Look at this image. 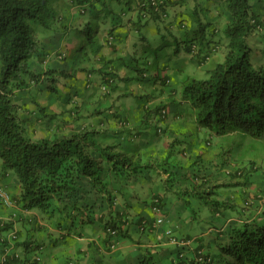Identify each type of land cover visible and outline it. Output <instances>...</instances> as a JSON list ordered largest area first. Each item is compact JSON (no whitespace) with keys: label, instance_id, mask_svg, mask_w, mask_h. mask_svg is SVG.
I'll return each instance as SVG.
<instances>
[{"label":"trees","instance_id":"obj_1","mask_svg":"<svg viewBox=\"0 0 264 264\" xmlns=\"http://www.w3.org/2000/svg\"><path fill=\"white\" fill-rule=\"evenodd\" d=\"M147 1L140 0V10L152 16L157 14V7L160 9L165 4L164 0H155L156 7L153 1ZM225 1L230 20L225 29L228 45L224 58L207 70L206 78L189 79L184 84L183 97L195 109L199 128H209L220 135L238 132L261 139L264 138V64L256 65L252 60L250 38L264 29L263 21L251 0ZM56 18L50 0H0L1 175L9 172L16 175L21 193L10 199L23 209H37L48 220L62 217L65 220L57 223L64 228L65 235L79 236L83 229H102L108 236L105 242L109 243L108 249H115L113 245H117L118 240L130 238L123 228L126 223L123 221L129 220L128 212L132 208L131 205L117 206V199L125 186L136 184L145 168L154 164H143L142 157H135L113 142L115 130H100L89 124L71 127L69 124H74L77 119L75 117L72 122L71 117L74 118L77 112L73 108L63 114L64 119L58 123L54 120L59 114H48V125L56 127V131L52 136L35 137L36 133L28 126L35 130L34 124H30L31 117L21 116L19 105L14 101L16 92L29 86L28 81L38 82L44 74L56 72L48 69L35 73L28 64L38 51L36 25L49 28ZM205 28L199 29L197 36L189 41H178L179 44L187 43L188 53L197 51L194 57L197 56L201 63L208 57V53L200 56L208 42ZM195 40L201 46H197ZM165 109L168 110L166 105L157 107L163 118L166 117ZM44 110L45 107H41L40 113ZM98 113L94 111L92 115ZM161 131L162 128L158 130ZM180 143L176 138L170 148ZM254 164L252 161V169ZM236 171L238 175L245 173L243 168ZM219 185H210L202 192L214 194L213 187ZM155 200L163 205L159 196L153 198L152 205ZM188 202L190 204V200ZM203 202L219 210L222 205L224 208L235 207L214 197ZM137 223L145 225L141 218ZM4 225L2 223V232L9 230V226ZM5 243H0V247L8 246ZM221 248L227 256L223 264H264V223L245 220L230 226L228 241ZM207 255L204 259H208ZM149 256L143 254L138 264H155L154 256ZM211 258L210 264H214L215 260ZM7 260L8 257L4 262ZM193 263L199 264L192 260Z\"/></svg>","mask_w":264,"mask_h":264},{"label":"rangeland","instance_id":"obj_2","mask_svg":"<svg viewBox=\"0 0 264 264\" xmlns=\"http://www.w3.org/2000/svg\"><path fill=\"white\" fill-rule=\"evenodd\" d=\"M251 2L254 3L255 11L259 12L261 16L264 28V0H251ZM190 3H195V0H191ZM226 6L225 0H201L197 12L191 15L189 19L190 23H187L188 27L183 29L184 31L178 29V26H176L179 24L174 14L176 11L175 8L169 11V16L167 18L162 20L146 18V21L143 23L145 27L143 33L147 34V39L142 41L140 39L141 36L138 34L137 36H140L139 40L142 42L130 48L133 58L123 55L122 59L125 61V65L116 64L115 66V70L119 72L122 71V75L128 74L134 77L138 74L137 69L144 70L146 74L145 79H118V83L122 89L115 90V92L107 98H102V90L97 88L98 83H101L102 77L99 72L94 70L92 72V86L89 92L94 93L95 97L92 102L87 105L84 112L78 113L79 117L76 122L74 121L76 124L83 125L87 121L92 120V117L87 115L94 111H99L100 113L96 114V116L103 118L105 122H107L108 117L113 118L114 122L121 117V122L119 120L120 124L118 123L117 127L122 131L119 132L120 130H115L112 135V141L118 143L119 146H123L125 149H132L135 153L140 152L141 154H137V156L143 158V164H154L153 167L145 168L146 171L141 175L136 184L125 186L122 195L132 193L138 197L133 198V200L136 199L143 203L145 198L147 199L144 194V189L149 190V187L154 185L156 191L166 192L168 206L173 207L177 213L182 212L183 217L179 219L172 217L173 215L171 214L166 215L164 223L159 225L160 237L162 241L166 243V246L172 249V252L167 253V255L165 253L158 256L160 250L151 249L154 254L155 264H173L171 257L176 247L174 243V245L169 243L168 235L164 233L169 226L170 228L177 227L183 230L182 232L189 233L192 236L193 247L198 244L199 240L197 236L200 235L203 237L204 239L202 242H206V250L214 258L215 264H223L227 256L221 246L228 241L230 226L239 225L240 223V221L230 222L228 219L231 218V215L237 219L246 217V213L250 209L246 207V201L252 202L257 200L254 194L259 193L260 190L264 194V138L257 139L247 137L238 132L220 135L209 128H199L195 121L199 131H195L194 129L190 132L186 131L183 135L184 142L179 146H185L187 148V153L185 155L180 150L181 148L172 149L161 145L163 143L156 146V148L153 143H144L150 139L151 141L159 139L156 136L157 127L158 129L166 127L162 116L160 117V121H155L157 117L154 114V110L157 106L166 105L168 108L167 116L169 118L174 117L177 112L195 116V109L192 107L191 103L184 100V84L191 78H206L207 70L212 69L218 62L223 60L224 52L228 45V38L225 33L227 27L225 19L230 15ZM223 7L225 10H223ZM210 10L213 14L217 15L218 21L223 17L219 24H217L218 22L215 25L209 24V22L212 21L210 19L211 15H209ZM96 13L97 12L94 11L91 6H87V12L84 16L87 20L91 21V29L97 30L99 27V32L93 34L92 38L81 37L84 35L79 36L83 46H79L81 48L74 51L65 50L66 54L60 52L62 49L59 45L60 41L62 39H67V41L71 39L72 36L76 34L75 30L69 32L63 31L62 28L65 21L61 20L54 21L52 29L36 25L37 36H39L45 44H47V42H55L56 44L53 46L54 50L56 49V53L50 51L48 48L42 50L43 52L50 51L51 60L47 61L54 62L57 60V62H55L56 66L51 64L49 67L53 69H55V67L57 69L61 67L62 69L64 68L65 71L60 73L56 70V72L48 73L47 75L44 74L38 82L28 81L29 86L19 90L15 95L14 101L16 103L26 106L27 104L35 102L40 105V107L37 104L35 105L37 109L40 110L41 107H44L43 105L49 106L50 103H54L57 95L60 94L66 103L71 101L70 106H75L76 103L74 101H78L81 98L73 97L72 99H74V101H72V99L67 101L70 98V83L77 82L75 76L80 73L81 67L97 69V67L101 66L96 62L99 53L95 56L97 50V45H94L97 41L95 38L98 35V40L103 42V35L106 30L110 29L112 26L111 21L108 20L110 15L107 18L101 17L96 20V18L93 17ZM172 22L175 26L170 28ZM201 22L207 24L202 25ZM204 26L206 27L204 32L206 38L210 41L211 47L215 44L219 45V50L216 48L218 51L216 50L217 52L213 59L206 63L199 64L196 58L194 56L191 57L183 46L180 47L178 41L181 39L189 41L192 37L195 38L197 36L196 32L202 27L204 28ZM49 33L55 36L51 40L47 38ZM198 35H200V33H198ZM91 40L93 43L90 42ZM195 42L197 46H201L198 40H195ZM182 43L183 45L187 44L184 42ZM250 43L253 49L252 60L256 65L264 64V29L255 32L250 38ZM42 47L43 45H41V47L38 46V50ZM120 55L121 54L118 56ZM35 57L36 56H33L29 60V68L35 73L44 72L47 65L39 62L37 57ZM216 60L218 61L214 63ZM131 62L133 63L132 68L126 66ZM182 66H185L184 70L181 69ZM102 69L103 71H107V69L109 71L110 66ZM163 70H165L170 77V83L168 84L162 83L160 80L152 77L157 71L162 74ZM53 78L54 81L52 80ZM27 80L29 79L27 78ZM146 105L149 106V108H146ZM47 106L45 108L46 111L41 112L42 117L46 119V123L49 121L47 120L49 114ZM112 110L115 112L114 115L111 113ZM116 114L117 116H115ZM125 117L129 119V123L125 122L127 121ZM32 118L34 119L35 130H33V126H28L37 136H40V130H42L40 127L44 123H41L38 119L39 117L35 114L32 115ZM63 119L64 117L60 113L58 118H55L54 121L58 123L62 122ZM46 123L44 127L45 134L52 136L56 131V127L53 125L49 127V123ZM146 128L147 132L145 133ZM131 131H136L134 134H138L139 131H142L143 134L139 138H133L129 133ZM205 137L210 141L209 144L206 142ZM162 138H165V136L162 135ZM199 150L206 151L205 155L209 159L208 161L204 159L195 161L194 155ZM215 151H217L216 154H214ZM210 154H212L211 159ZM252 161H256L258 169H252ZM215 167L217 168V176L212 175L207 186L209 187L219 182H225L227 185L213 187L216 193L205 194L202 191L206 187L202 185L198 186V183L201 182V178L200 180H195L194 175L208 173L210 171L214 172ZM240 167H243L245 171L244 175H237L235 178L233 177L234 175H230V172L235 173ZM160 172L162 174H160ZM0 177H2V175ZM168 177L169 180H167ZM237 181H239V183L234 184ZM258 189L259 191L256 192ZM229 196H236L238 205L235 208H224L222 205L220 208L224 215L220 217L214 216L212 206L208 205L207 202H203V200H208L210 197L217 198L220 202H224L229 200ZM188 200H190V204ZM122 201H124V198ZM197 203L198 206L193 205ZM3 206L4 205L1 207L3 208ZM261 223H264V221ZM218 229H222L224 232L221 237H215V232L210 234L211 230L216 231ZM6 232L7 231L4 230L2 233L6 234ZM61 241L60 244L56 245L57 247L66 245L62 239ZM83 246L84 240L81 244L78 243L77 245V247ZM51 248H54L53 243L48 244V249ZM45 254L46 252L44 251L43 255ZM143 254L150 257L147 252ZM59 256L63 257L65 254L60 252ZM110 258L111 257L103 261L108 263ZM139 259H133L129 263L122 261L119 264H138Z\"/></svg>","mask_w":264,"mask_h":264},{"label":"crops","instance_id":"obj_3","mask_svg":"<svg viewBox=\"0 0 264 264\" xmlns=\"http://www.w3.org/2000/svg\"><path fill=\"white\" fill-rule=\"evenodd\" d=\"M155 1V0H151ZM165 4L158 10L157 14L152 16L149 14H145V12H141L139 2L140 0H50V7L53 9V11L56 13V20L55 21H65V24L63 25V31H76V34L72 36L71 39L67 41V39H62L60 41L61 51L66 54L65 50L74 51L76 49L81 48L82 41L79 36L85 37V38H92L93 34L96 32H99L100 28L98 27L97 30L91 29V21L87 20L85 18V14L87 12V6H91L94 11L97 13L93 15V17L97 19L101 17H108V20L111 21L112 26L110 29H107L105 34L102 37L103 42L98 40V35L96 36V42L94 45H97V50L95 56L98 54L96 58V62L98 65H101L100 67H97V69H89L87 67H81L80 73L77 74L75 77V80L77 82H71L70 80V98L71 100L73 97H79L78 101H74L76 104L75 106H70V102L66 103L65 100L62 99V96L57 95L56 99L54 100V103H50L49 106L43 105L45 108L48 107V113H54L57 114H64L66 115L71 108L74 110H77L76 113H74L71 117L72 122L74 121L75 117L78 118L79 112H84L85 108H87V105L92 102V100L95 97V94L92 92H89V89L92 86V72L96 70L99 72L100 76L102 77L101 83L99 82L97 85V88L102 90V98H107L111 96L115 92V90H121L122 87L118 83V79L123 80H132V78H136L138 80L145 79V71L141 69L138 70L137 76L128 75L124 71L126 75H122V71H116L115 66L118 65H125V61L122 59L123 55L127 57H132V50L131 47L137 46L138 43H141L142 41L147 39V34L143 33V30L145 27L143 26V23L146 21V18H153V19H164L169 16V11L173 8L176 9L175 16L177 18L178 29L184 31L183 29L187 28V23H190L189 19L193 13L197 12L199 2L201 0H195V3H190L191 0H164ZM145 2H148L145 0ZM223 10L224 7H223ZM209 15H211L210 19L212 20L209 22V24L215 25L219 24L223 17H221L218 21V17L216 14H213V12L210 10ZM229 16V15H228ZM227 16V19H225V23L227 24L229 22V18ZM230 17V16H229ZM174 21V22H177ZM205 23V22H203ZM207 24V23H205ZM53 25V24H52ZM49 27L48 29H52ZM173 22L170 25V28H173ZM46 28V27H45ZM38 34V33H37ZM140 35V39L137 35ZM54 34L49 33L47 38L50 40L54 38ZM37 42L38 46L43 47L39 49L34 56L37 57L39 62H42L43 64L47 65V68H45V71L50 68L49 66L55 65V62L47 61L51 60V54L50 51L56 53V49L54 50L53 46L56 45L55 42H47L45 44L44 41H42L39 36H37ZM179 41H184V39H181ZM92 42V40L90 41ZM93 43V42H92ZM81 46V47H79ZM183 46V48L187 51V46L183 45V43L180 44V47ZM219 45H213L211 47L210 41L207 42V47H205L204 50H201L200 56L203 57V55L208 53V57L206 59V62L210 61L214 58L216 55V52L219 50ZM49 49L48 52H43V49ZM218 48V50L216 49ZM202 49V48H201ZM217 50V51H216ZM47 51V50H46ZM58 52V51H57ZM53 53V54H55ZM59 53V52H58ZM121 54L120 56H118ZM225 54V52H224ZM61 55V54H60ZM189 55L192 57L191 53ZM35 57V58H36ZM58 58V57H57ZM56 58V59H57ZM133 58V57H132ZM198 61L197 56L195 57ZM194 59V58H193ZM218 60H216L214 63H216ZM199 64H203L198 61ZM133 63H128L126 66L129 68H132ZM110 66V69L108 71H103L102 68H106ZM185 67V66H184ZM183 66L181 67L182 70H184ZM54 70H57L59 72L65 71V69L58 67V69L55 67ZM155 75H152V77H155L156 79L160 80L162 83L168 84L170 83V77L168 73L163 70L162 74L157 71L155 72ZM81 88H79L78 86ZM108 86V87H107ZM18 92V91H17ZM16 92V94H17ZM15 94V95H16ZM125 94V93H122ZM68 101V100H67ZM20 108V115L23 117H31L30 124H34V119L32 118V115L35 114L38 119H40L41 123H44L41 125L40 128V136H44L45 134V118L42 117V113H40V110H37L35 107V102H32L30 104H27L26 106L21 105L17 103ZM29 106V107H28ZM164 106V105H159ZM157 106V107H159ZM26 107V108H23ZM146 108L149 106H145ZM157 107L154 110V114L156 115V122L160 121L161 115L157 112ZM46 111V109L44 110ZM43 111V112H44ZM90 111V110H88ZM66 112V113H65ZM113 114V110L111 111ZM91 114L87 116H91L92 120L87 121L82 126H86V124H89L92 127L105 130V129H111L121 132L122 130L117 127L118 123L121 122V117L119 120L117 119L116 122H114L113 118L108 117L107 122L104 121L103 118L98 117L96 115ZM63 115V116H64ZM68 118L69 115H67ZM77 120V119H76ZM125 122L129 123V119L125 117ZM166 127H162V131L158 132V127L156 131V136L159 139L151 141L148 140L144 142L145 144L153 143L156 146L159 144L170 147L171 143L178 138V141H181L180 144L175 146L174 148H181L180 150L184 153V155L187 153V148L185 146L179 147L181 144H183L184 139L183 135L186 131L190 132L193 129L195 131H199V128L196 126L195 123V116H189L185 115L183 112H177L174 117L169 118L166 116L164 119ZM36 121V120H35ZM145 121V120H143ZM32 122V123H31ZM76 122V121H75ZM74 122L69 124L71 127H77V125ZM50 123V122H48ZM46 123V124H48ZM53 124V122H52ZM147 125V123H146ZM80 126V125H79ZM70 129V128H69ZM67 130V129H66ZM201 130V129H200ZM136 131L129 132L133 138H139L143 132L139 131L138 134H134ZM147 132V128L145 130V133ZM121 135V134H120ZM136 135V136H134ZM162 135L165 136V138H162ZM37 134L35 135V137ZM165 139V140H164ZM206 142L209 144L210 141L205 137ZM121 148L128 153L135 154V157L137 154H141L140 152L135 153L132 151V149H125L123 146ZM157 148V147H156ZM206 151L199 150L195 155L194 159L195 161L198 159H204L205 161H208L209 159L205 155ZM217 151H215L214 154H216ZM212 154H210L211 159ZM1 167V164H0ZM215 167L214 172H208L203 174H195V180L201 178V182L198 183V186L203 185L204 183L209 184L211 180L212 175H216ZM160 174H162L160 172ZM199 175V176H198ZM230 175H234L233 177H237V172L233 173L231 172ZM1 176V174H0ZM239 181L236 182L238 184ZM204 184L203 187H208ZM224 185L225 182H219L214 185ZM235 184V183H234ZM0 185L4 187V189L9 194V197H15L19 196L21 193L20 184L18 182V179L15 174L12 172H9L6 175H2L0 177ZM260 188V187H259ZM259 189L256 191L258 192ZM262 193L260 190L259 193H255L256 197H259V195ZM144 194L146 195L147 199L145 198L144 202L141 203L140 201L133 198H138L134 194L129 193L128 195H120L117 199V206L120 207L123 206H132L130 212H128L129 220L123 221L125 224L123 226L124 229H126L127 233L129 234V239H122L121 241L118 240V245L115 249H108L107 242V234L104 230L98 229V228H89V229H83L82 234L80 233L79 236L74 235H65V231L63 227H59L57 221L59 220H65L62 217L48 220L45 218L43 214H41L37 209L32 210H25L21 207L20 204L13 202L12 198L9 204L4 203L3 200L0 199V243L7 242L8 246L6 247H0V264H119L122 261H126L127 263L131 262L133 259H139L141 255L145 252L152 254L151 249H156L159 251L158 256L161 254L167 255V253L172 252V249L166 246V243L162 241V238L160 237L159 233V225H155L156 218L164 214V221L165 216L168 214L173 215L172 217L179 219L183 217L182 212L177 213L173 209V207L168 206V202L166 200V193L162 191H156L155 186L151 185L149 187V190L144 189ZM155 196H159L163 200L162 207V213L158 212L156 210V203H153V198ZM124 198V201L122 199ZM236 196H229L228 197V203L234 205L237 207L238 202L236 201ZM237 202V203H236ZM140 203V204H139ZM2 205L3 208L1 207ZM194 206H198L197 204H193ZM232 207V208H235ZM214 216L220 217L223 216L224 213L219 209H213ZM67 217V215H64ZM132 218L134 220L132 221ZM141 218L143 221H146L145 225L142 226L140 223H137V220ZM67 219V218H66ZM230 222L240 221V223H243L245 220H256L259 222L264 221V195L263 197H259L255 202L253 201V206L251 209L248 210L246 213V217H240V218H234L231 215V218L228 219ZM2 223H5L4 226H9V230L5 233H2ZM170 228V226H169ZM166 228V229H169ZM173 230L176 231L179 235L187 236L189 239H191V235L189 233L182 232L183 230L178 229L177 227H171ZM162 230V229H161ZM160 230V231H161ZM166 231V230H165ZM16 233L14 236L13 233ZM215 232V237H221L224 232L222 229H218L216 231H210V234ZM165 233V232H164ZM78 237V238H77ZM87 237V238H85ZM61 239L66 243L65 246L57 247L56 245L60 244L62 241ZM80 239V241H79ZM198 244H196V247H199L197 250H206V242H202L204 239L200 235L197 236ZM84 240V246L83 247H77L78 243L81 244V242ZM5 241V242H3ZM111 241V240H110ZM109 241V242H110ZM169 243L174 245L176 247L175 250H173L172 253V261L174 263L175 259L177 258L176 255H178V252L183 247L181 244H177L176 242L171 241L168 238ZM53 243L54 248L48 249V244ZM174 243V244H173ZM6 244V243H5ZM77 247V248H76ZM46 252L45 255H43V252ZM48 251V252H47ZM62 252L65 254V256L60 257L59 254ZM187 253V251L185 250ZM16 255V257H14ZM109 255V256H108ZM115 255V256H114ZM8 257L9 260L4 262V259ZM109 257L110 261L108 263H105L103 260H107ZM157 257V256H156Z\"/></svg>","mask_w":264,"mask_h":264},{"label":"clouds","instance_id":"obj_4","mask_svg":"<svg viewBox=\"0 0 264 264\" xmlns=\"http://www.w3.org/2000/svg\"><path fill=\"white\" fill-rule=\"evenodd\" d=\"M159 10V9H158ZM145 14H149L148 12H145ZM194 53L196 54L197 51H194ZM194 53H191L192 55H194ZM167 116V114H166ZM165 118V117H164ZM162 117V119H164ZM161 129V128H160ZM159 130V129H158ZM255 164L253 166V169H258V165L256 164V161H253ZM243 167H240L238 169H242ZM237 172V171H236ZM231 173V172H230ZM239 175H242V174H239ZM263 193H261L259 195V197H263ZM259 197H256L257 199ZM255 202V201H254ZM155 203H156V206L160 207V213H162V206L160 205V203L157 204L156 200H155ZM250 205H246V207H249L250 209L252 208L253 206V201L251 202L250 201ZM163 219V222L164 223V214L159 216ZM156 218V221H155V225H161L162 223L158 224L157 223V220L158 218ZM146 223V221H143V225ZM168 231H171L172 232V235H174L173 237H171L167 232ZM165 233L168 235V238L173 241V242H176L177 244H181L183 245V247L180 249V251L178 252V255H176V259L174 261L173 264H192V260L194 262H199V264H210L211 262V257L212 255L208 252V251H203V250H197L199 247H193L192 246V239H189L187 236H182V235H179L175 232V230H173L172 228H169V229H166ZM181 240H184L185 242H182ZM118 245V244H117ZM117 245H114V247L116 248ZM185 250L187 251V253L185 252ZM207 254H210V255H207ZM206 255L208 256V259H210L208 261V263H205V260L207 259H204L206 257ZM211 256V257H210ZM194 264V263H193ZM215 264V263H214Z\"/></svg>","mask_w":264,"mask_h":264},{"label":"built area","instance_id":"obj_5","mask_svg":"<svg viewBox=\"0 0 264 264\" xmlns=\"http://www.w3.org/2000/svg\"><path fill=\"white\" fill-rule=\"evenodd\" d=\"M153 3V5H155L156 7H157V3L155 2V1H153L152 2ZM156 9H159L158 7L156 8ZM168 113V110L167 109H165L164 110V112H163V114H167ZM0 199H2L5 203H10V201H11V199H10V197H9V194L7 193V191L4 189V187L3 186H1L0 185ZM251 203H250V201H246V205H250ZM156 210L158 211V212H160L161 210H160V207H158V206H156ZM163 222V219L161 218V217H159L158 218V220H157V223L158 224H160V223H162ZM171 237H173L174 235H172V232L171 231H168L167 232ZM182 242H185L184 240H181ZM113 247H114V245H113ZM210 259H207V260H205V263H208V261H209Z\"/></svg>","mask_w":264,"mask_h":264}]
</instances>
